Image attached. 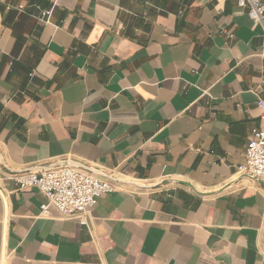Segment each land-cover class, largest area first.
<instances>
[{"label": "crops", "instance_id": "1", "mask_svg": "<svg viewBox=\"0 0 264 264\" xmlns=\"http://www.w3.org/2000/svg\"><path fill=\"white\" fill-rule=\"evenodd\" d=\"M260 101L236 0H0V264H264ZM65 161L115 185L86 225L10 177Z\"/></svg>", "mask_w": 264, "mask_h": 264}, {"label": "built area", "instance_id": "2", "mask_svg": "<svg viewBox=\"0 0 264 264\" xmlns=\"http://www.w3.org/2000/svg\"><path fill=\"white\" fill-rule=\"evenodd\" d=\"M225 1V0H224ZM238 6L247 9L250 19L264 28V2L262 0H236ZM23 11L24 6H19ZM46 22L51 11L43 13ZM228 39L234 38L228 33ZM264 111V101L259 102ZM239 174L247 175L264 184V127L254 130L246 148V161L238 168ZM19 190L36 188L47 199L41 206V214L49 216V209H56L64 219L79 217L86 225V215L96 206L97 200L115 191V185L108 178L73 166H60L40 171L10 175Z\"/></svg>", "mask_w": 264, "mask_h": 264}, {"label": "water", "instance_id": "3", "mask_svg": "<svg viewBox=\"0 0 264 264\" xmlns=\"http://www.w3.org/2000/svg\"><path fill=\"white\" fill-rule=\"evenodd\" d=\"M60 166H73V167H76V168H80V169H83V170H86L90 173H93V174H96V175H101V173H99L98 171H95L93 169H90L82 164H79V163H75V162H70V161H65V162H61V163H58L56 165H52V166H49V167H46V168H43L42 170H45V169H49V168H55V167H60ZM31 171H36V170H28L27 172H31ZM23 173H26L25 171ZM108 178V177H106ZM111 179V178H109Z\"/></svg>", "mask_w": 264, "mask_h": 264}]
</instances>
